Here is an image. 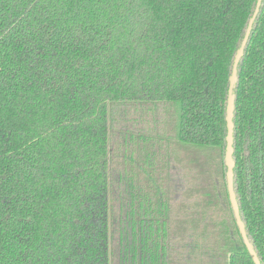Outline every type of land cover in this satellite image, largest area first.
<instances>
[{"label": "trees", "instance_id": "1", "mask_svg": "<svg viewBox=\"0 0 264 264\" xmlns=\"http://www.w3.org/2000/svg\"><path fill=\"white\" fill-rule=\"evenodd\" d=\"M256 3L0 0V264H254L225 117ZM233 94L264 264V0Z\"/></svg>", "mask_w": 264, "mask_h": 264}, {"label": "water", "instance_id": "2", "mask_svg": "<svg viewBox=\"0 0 264 264\" xmlns=\"http://www.w3.org/2000/svg\"><path fill=\"white\" fill-rule=\"evenodd\" d=\"M261 2H262V0H257L254 13H253V15H252V17L248 23V26L246 28V32H245L244 38L242 40V43L240 45V48L238 49L236 56L234 58V63L232 66V73H231L230 80H229L228 98H227V106H226V117H225L226 128H227L226 154H225V164L227 167V173H226L227 190H228L229 200H230L231 207H232V210L234 213V217H235L237 227L239 229L240 235L243 239V242H244V245H245L247 251L252 256L254 264H260V261L256 255L252 245L250 244L247 236H246V232H245L244 225H243L241 218H240V215H239V209H238V205H237L234 190H233V168H234V161L232 158V155H233V128H234V125H233V111H234L233 89H234V86H235L236 81H237V67H238L240 59L242 58V56L244 54V48L248 42V39H249V36L251 33L253 23L255 21V18L259 13V8L261 5Z\"/></svg>", "mask_w": 264, "mask_h": 264}]
</instances>
